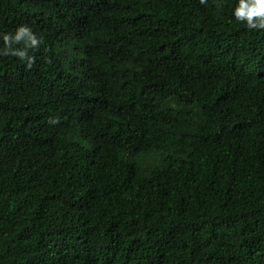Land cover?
Here are the masks:
<instances>
[{
	"label": "trees",
	"instance_id": "obj_1",
	"mask_svg": "<svg viewBox=\"0 0 264 264\" xmlns=\"http://www.w3.org/2000/svg\"><path fill=\"white\" fill-rule=\"evenodd\" d=\"M237 2L0 0L42 40L0 56V264H264V29Z\"/></svg>",
	"mask_w": 264,
	"mask_h": 264
},
{
	"label": "clouds",
	"instance_id": "obj_2",
	"mask_svg": "<svg viewBox=\"0 0 264 264\" xmlns=\"http://www.w3.org/2000/svg\"><path fill=\"white\" fill-rule=\"evenodd\" d=\"M55 9L61 8L65 0H49ZM205 4L206 0H200ZM233 15L236 20L246 22L251 29H264V0H238ZM0 56H12L29 68L35 62L36 50L42 43L41 38L31 27L21 24L12 31L0 32ZM50 58L42 57L39 61L42 70L47 68Z\"/></svg>",
	"mask_w": 264,
	"mask_h": 264
}]
</instances>
